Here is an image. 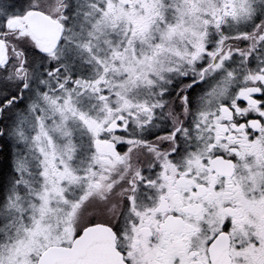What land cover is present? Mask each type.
Instances as JSON below:
<instances>
[{
  "label": "snow or ice",
  "instance_id": "1",
  "mask_svg": "<svg viewBox=\"0 0 264 264\" xmlns=\"http://www.w3.org/2000/svg\"><path fill=\"white\" fill-rule=\"evenodd\" d=\"M0 264H264V0H0Z\"/></svg>",
  "mask_w": 264,
  "mask_h": 264
},
{
  "label": "trees",
  "instance_id": "2",
  "mask_svg": "<svg viewBox=\"0 0 264 264\" xmlns=\"http://www.w3.org/2000/svg\"><path fill=\"white\" fill-rule=\"evenodd\" d=\"M7 170H8L7 163L6 162L0 163V180H2L1 178L6 175Z\"/></svg>",
  "mask_w": 264,
  "mask_h": 264
},
{
  "label": "flooded vegetation",
  "instance_id": "3",
  "mask_svg": "<svg viewBox=\"0 0 264 264\" xmlns=\"http://www.w3.org/2000/svg\"><path fill=\"white\" fill-rule=\"evenodd\" d=\"M8 178H9V170H7L6 175L1 178L2 180H0V185L6 184Z\"/></svg>",
  "mask_w": 264,
  "mask_h": 264
},
{
  "label": "rangeland",
  "instance_id": "4",
  "mask_svg": "<svg viewBox=\"0 0 264 264\" xmlns=\"http://www.w3.org/2000/svg\"><path fill=\"white\" fill-rule=\"evenodd\" d=\"M17 2L19 3V2H22V0H17Z\"/></svg>",
  "mask_w": 264,
  "mask_h": 264
}]
</instances>
